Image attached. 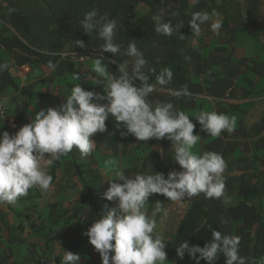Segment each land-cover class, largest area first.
Returning <instances> with one entry per match:
<instances>
[{"label": "crops", "instance_id": "0c3cea01", "mask_svg": "<svg viewBox=\"0 0 264 264\" xmlns=\"http://www.w3.org/2000/svg\"><path fill=\"white\" fill-rule=\"evenodd\" d=\"M6 5V0H0V63L8 65L9 73L20 88L38 93L29 96L15 89L5 70L0 72V94L9 101L7 116L0 118V133L7 130L15 134L20 127L31 123L40 109L64 103L77 84L85 90L103 93L102 85L94 84L98 76L92 67L97 57L41 61L27 59L17 48H7L6 43L15 30L6 16ZM177 10L185 11L190 21L195 12H215L218 16L213 19H219L222 25L219 34L211 30L210 23L201 25L199 35L191 28L188 74L192 91L185 113L196 124L195 133L200 134L193 152L198 155L216 152L225 159V194L231 198V203L223 204L222 198L207 199L203 193L182 202L154 194L146 209L151 215L159 200L167 212L166 216L163 212L157 214L154 231L167 243L168 264H176L169 258L168 249L194 200H199L209 210L223 231L240 237L239 253L248 258V264H253L252 251L260 214L264 222V0L132 1V12L138 18L152 19L162 13L166 22ZM109 71L113 73L110 67ZM201 110L235 116V130L224 131L219 138L211 137L201 131L196 121ZM106 124L107 130L93 137L96 147L91 154L82 156L74 148L58 160L50 191L42 194L38 188L29 190L35 203L33 208L28 209L27 203L20 199L15 204H0V264H53L49 250L59 257L66 251L77 252L81 256L79 264H102L100 254L84 232L115 207L114 202L104 197L110 186L108 180L116 179L119 171L133 177L137 173L154 174L155 171L167 176L172 170H181L173 158L158 163L153 159L145 160L161 154V150L164 152L159 140L144 142L137 141L131 134L122 135L126 129L122 124L118 126L111 116ZM77 165L94 184L93 205L82 200L85 187L77 174ZM45 167L50 174L51 166ZM257 179L259 196L246 200L247 187ZM29 219L45 225V232L33 231ZM259 235L262 264L264 226L259 229Z\"/></svg>", "mask_w": 264, "mask_h": 264}, {"label": "clouds", "instance_id": "9594fccd", "mask_svg": "<svg viewBox=\"0 0 264 264\" xmlns=\"http://www.w3.org/2000/svg\"><path fill=\"white\" fill-rule=\"evenodd\" d=\"M178 16L179 13H175L173 17ZM215 16H218L215 12H195L189 22L192 31L199 35L201 25L210 23L211 30L219 34L222 25L219 19H213ZM164 18L162 13L152 17L155 32L165 36L178 32L179 38L185 39L180 31L183 22L173 24L172 20L165 22ZM80 25L86 34L95 31L104 41L101 55L92 67L98 76L94 84L102 85L104 91L85 90L77 84L64 103L40 109L31 123L20 127L15 134L7 130L0 133V204H15L28 195L30 189L38 188L42 194L50 191L53 177L45 166H52L74 148L82 156L91 154L96 147L93 137L107 130L106 121L111 116L118 126L122 124L126 129L122 135L131 134L137 141L144 142L151 139L171 141L173 159L181 170H172L167 176L156 171L154 174L137 173L133 177L126 176L123 171L117 172L116 179L108 180L110 186L104 193L115 207L97 219L84 235L100 254L102 264H168L167 243L154 231L157 214L163 212L166 216L167 212L158 200L149 215L146 209L149 198L159 194L173 202H182L203 193L207 199L222 198L223 204H230L223 177L227 167L225 159L216 152L195 154L193 148L200 134L195 133L196 124L189 115L178 111L172 102L150 101V95L157 91L156 85L167 86L172 82L171 68H163L155 84L149 83L147 72L155 74L156 70L148 68L145 71L148 62L135 42L129 43L124 50L115 42L117 22L114 19L98 18L97 11L93 10L85 14ZM76 45L88 46L83 40H76ZM105 52L133 57L131 70L125 61L118 64L119 75L111 73L103 63ZM7 68L6 63H0V72ZM168 92L176 98L191 95L186 85L178 90L168 89ZM195 118L201 131L214 138H219L224 131L232 133L236 127L235 116L216 111L201 110ZM211 236L203 247L183 241L176 248L178 257L183 259L187 253L195 264H200L201 259L213 264L222 254L225 264H248V258L239 253V236L223 234L216 229L211 230ZM80 260V254L66 251L61 264H79Z\"/></svg>", "mask_w": 264, "mask_h": 264}, {"label": "trees", "instance_id": "16d2710c", "mask_svg": "<svg viewBox=\"0 0 264 264\" xmlns=\"http://www.w3.org/2000/svg\"><path fill=\"white\" fill-rule=\"evenodd\" d=\"M6 16L16 31L6 43L7 48H17L27 59H38L41 61H59L61 55L59 52L67 50H87L96 49L101 51L104 41L98 37L97 32L86 34L80 21L85 14L90 11H97L98 18L106 17L108 20L117 22L115 42L120 44L122 50L127 49L131 42H135L137 48L143 52L147 60L148 68H154L155 74L147 72L149 83L155 84L156 76L163 68H171L174 76L172 82L167 86L156 85L157 91L150 95L152 103L172 102L178 111L185 112L186 101L189 96L173 97L168 89L178 90L187 86L189 92L192 91V81L188 74V64L191 59L192 48L188 42V37L192 34L190 20L185 11L177 10L171 13L168 20L173 24L180 21L184 26L180 29L185 39H180V33H174L171 36H165L155 32V23L152 19L138 18L132 11L124 10L120 0H6ZM179 16L174 18V14ZM166 21V22H167ZM76 40H83L86 48H80L76 45ZM104 61L110 64L111 70L115 75H119L118 64L128 62L129 71L131 70L133 57L126 55H117L105 52ZM115 61V63H112ZM5 73L15 89H20L29 96L37 94L26 88H20L14 78L8 71ZM139 84L140 82L137 81ZM25 114V111H24ZM163 147V155L155 154L148 156L145 160L153 159L155 162L170 161L174 156L172 142L167 139L159 140ZM58 160L51 166L50 175L53 180L56 177V168ZM77 174L85 187L82 200L93 205L94 184L89 181L87 174L77 165ZM260 181L249 185L245 192L246 200L259 196ZM27 203V208L35 206L30 192L28 195L19 198ZM29 217V216H28ZM262 215L260 214L257 229L255 231L256 241L252 251L253 264H261V248L259 229L264 226ZM30 227L38 233L45 232V225L36 223L29 219ZM209 225L211 228H209ZM216 229L223 234H227L218 222L213 218L209 210L204 207L199 200H194L190 205L185 217L181 220L173 236V241L168 249L169 258L176 264H195V261L186 253L183 259L177 255L176 248L183 241L187 240L190 244H199L203 247L211 240V230ZM50 256L53 264H61L63 257H59L53 251ZM77 253V252H73ZM199 255V254H197ZM200 264H210L207 260L201 259ZM213 264H225V258L221 254Z\"/></svg>", "mask_w": 264, "mask_h": 264}, {"label": "built area", "instance_id": "2783aa9c", "mask_svg": "<svg viewBox=\"0 0 264 264\" xmlns=\"http://www.w3.org/2000/svg\"><path fill=\"white\" fill-rule=\"evenodd\" d=\"M61 55V59H79V60H88L94 57H98L101 55V51L96 49H87V50H67L59 52ZM104 56V54H103ZM105 58V56H104ZM107 64V62L105 61ZM208 96V95H206ZM9 112V101L4 99L0 94V118H4L7 116Z\"/></svg>", "mask_w": 264, "mask_h": 264}, {"label": "rangeland", "instance_id": "374dc122", "mask_svg": "<svg viewBox=\"0 0 264 264\" xmlns=\"http://www.w3.org/2000/svg\"><path fill=\"white\" fill-rule=\"evenodd\" d=\"M132 1L133 0H121V4H122L123 9L127 10V11H132ZM6 7H7V5H6ZM6 7H5V9H6ZM15 34H16V31H15ZM107 65L111 68L110 64H107ZM74 189H76L75 186H74Z\"/></svg>", "mask_w": 264, "mask_h": 264}]
</instances>
